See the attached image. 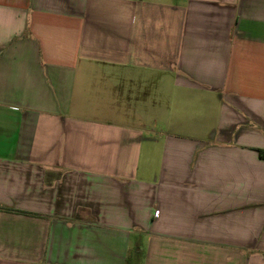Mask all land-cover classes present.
I'll use <instances>...</instances> for the list:
<instances>
[{
    "label": "crops",
    "instance_id": "0c3cea01",
    "mask_svg": "<svg viewBox=\"0 0 264 264\" xmlns=\"http://www.w3.org/2000/svg\"><path fill=\"white\" fill-rule=\"evenodd\" d=\"M264 0H0V264H264Z\"/></svg>",
    "mask_w": 264,
    "mask_h": 264
},
{
    "label": "trees",
    "instance_id": "16d2710c",
    "mask_svg": "<svg viewBox=\"0 0 264 264\" xmlns=\"http://www.w3.org/2000/svg\"><path fill=\"white\" fill-rule=\"evenodd\" d=\"M260 155H261V157L264 158V151H261V152H260Z\"/></svg>",
    "mask_w": 264,
    "mask_h": 264
}]
</instances>
